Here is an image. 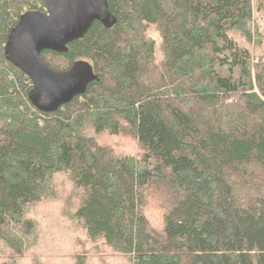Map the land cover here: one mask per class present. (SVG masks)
Masks as SVG:
<instances>
[{
	"label": "trees",
	"instance_id": "1",
	"mask_svg": "<svg viewBox=\"0 0 264 264\" xmlns=\"http://www.w3.org/2000/svg\"><path fill=\"white\" fill-rule=\"evenodd\" d=\"M107 2L111 28L94 21L67 52L41 53L56 71L83 60L98 79L41 112L4 47L20 16L45 1L0 0V264L36 243L37 221L25 214L59 172L79 194L73 218L87 237L131 264H264V64L230 36L252 40L264 0ZM149 25L161 36L160 60ZM124 132L137 154L96 138ZM147 194L165 209L161 231L143 212Z\"/></svg>",
	"mask_w": 264,
	"mask_h": 264
},
{
	"label": "rangeland",
	"instance_id": "2",
	"mask_svg": "<svg viewBox=\"0 0 264 264\" xmlns=\"http://www.w3.org/2000/svg\"><path fill=\"white\" fill-rule=\"evenodd\" d=\"M264 10V5H262ZM254 6L251 21L252 40H247L239 31L230 33L235 43L246 49L254 63L262 59L264 64V12ZM147 37L155 42L156 57L160 60L159 46L161 36L154 25L146 30ZM260 80L264 87V66H262ZM264 97V95H263ZM236 98V97H235ZM234 98V99H235ZM233 98L225 103L229 112L237 111ZM101 145L110 147L116 154L135 155L138 152V143L132 133L124 132L119 136L100 134L96 137ZM50 196L28 207L26 217L37 221V240L21 256L11 254L5 250V255L11 254L16 259L15 264H76L83 259L85 264H131L127 256L113 253L103 241H91L85 231L73 218L74 209L79 201V194L66 174L56 173L52 180ZM145 193V191H144ZM146 195V193H145ZM143 212L152 228L161 231L165 209L156 197L147 194ZM31 240L30 242H32ZM51 253L53 257L46 256ZM57 262V263H55Z\"/></svg>",
	"mask_w": 264,
	"mask_h": 264
},
{
	"label": "water",
	"instance_id": "3",
	"mask_svg": "<svg viewBox=\"0 0 264 264\" xmlns=\"http://www.w3.org/2000/svg\"><path fill=\"white\" fill-rule=\"evenodd\" d=\"M45 11L29 10L10 30L4 47L8 61L31 81L28 99L41 112H53L85 93L98 78L89 63L79 60L68 69L48 67L44 50L65 53L68 44L83 38L94 21L104 28L116 23L107 0H44Z\"/></svg>",
	"mask_w": 264,
	"mask_h": 264
},
{
	"label": "flooded vegetation",
	"instance_id": "4",
	"mask_svg": "<svg viewBox=\"0 0 264 264\" xmlns=\"http://www.w3.org/2000/svg\"><path fill=\"white\" fill-rule=\"evenodd\" d=\"M40 11H43V10H40ZM45 11V10H44ZM9 62H11V61H9ZM13 63V62H12Z\"/></svg>",
	"mask_w": 264,
	"mask_h": 264
}]
</instances>
